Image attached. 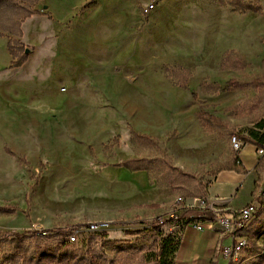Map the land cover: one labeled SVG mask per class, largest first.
Returning a JSON list of instances; mask_svg holds the SVG:
<instances>
[{
  "label": "rangeland",
  "instance_id": "374dc122",
  "mask_svg": "<svg viewBox=\"0 0 264 264\" xmlns=\"http://www.w3.org/2000/svg\"><path fill=\"white\" fill-rule=\"evenodd\" d=\"M45 1L46 10L36 6L41 15L22 22L30 53L22 66L9 67L0 35V235L17 232L31 242L43 229L76 231L66 252L83 253L96 233L80 226L104 223L99 244L114 264L159 247L170 250L171 264L179 223L150 222L177 198L191 206L204 196L238 153L232 136L264 116V0H245L260 13L217 0H157L150 12L143 11L150 0ZM230 50L244 58L243 69L219 68ZM177 67L188 72L186 89L169 75ZM230 78L240 86L211 88ZM200 113L220 123L205 128ZM239 152L247 162L248 146ZM255 171L263 180L264 155ZM250 177L234 187L231 205L245 200ZM252 223L248 233L264 229V200ZM195 239L186 233V242ZM182 250L178 261L189 264L193 248ZM196 250L198 264H208ZM7 252L0 250V264Z\"/></svg>",
  "mask_w": 264,
  "mask_h": 264
},
{
  "label": "trees",
  "instance_id": "16d2710c",
  "mask_svg": "<svg viewBox=\"0 0 264 264\" xmlns=\"http://www.w3.org/2000/svg\"><path fill=\"white\" fill-rule=\"evenodd\" d=\"M42 0H0V35L7 38L6 50L11 58L10 68H18L28 58L29 48L23 43L22 22L33 15L41 14L36 7ZM222 6H229L238 12L260 13L259 5L251 4L245 0H217ZM50 17L49 12H44ZM246 66V61L235 51H227L220 60L221 70H240ZM178 86L187 88L188 72L177 67L170 71ZM240 86L237 79H228L224 86L212 84L215 90L224 92ZM203 127L211 129V125L219 124L214 116L208 114H198ZM144 137V135H143ZM237 138L242 143H249L260 147L264 145V116L257 120L247 134H237ZM7 153H9L6 150ZM225 169H235L241 171V164L237 157L227 164ZM151 206V205H150ZM151 207H155L154 205ZM0 211H4L0 207ZM162 218V217H160ZM172 223V222H169ZM253 224V223H252ZM249 226V230L252 226ZM87 225H81L85 228ZM159 226V225H158ZM73 231L66 232L62 228H50L33 232V241L29 242L28 236L17 232L0 235V250L9 251L5 255L4 264H114L113 260L102 251L99 241L105 236L104 231L95 232V236L88 238L86 251L83 253L66 252L72 243L68 242V235ZM55 236V237H54ZM55 238V242L51 239ZM30 247V253H29ZM7 248V249H5ZM253 253V252H252ZM170 250L166 247H159L153 256L140 252L139 257L132 264H170ZM3 264V263H2ZM123 264V263H122ZM171 264H177L173 258ZM260 264V263H259Z\"/></svg>",
  "mask_w": 264,
  "mask_h": 264
},
{
  "label": "crops",
  "instance_id": "0c3cea01",
  "mask_svg": "<svg viewBox=\"0 0 264 264\" xmlns=\"http://www.w3.org/2000/svg\"><path fill=\"white\" fill-rule=\"evenodd\" d=\"M44 2H47L45 0H42L38 5H42L43 9L46 10L47 6L44 5ZM80 4H82V2H80ZM45 6V7H44ZM79 8V4H76L75 6H72L70 9V13L71 12H76L77 9ZM47 12V11H45ZM49 12V11H48ZM42 14V13H41ZM41 14H38L41 15ZM50 14V13H49ZM36 16V15H33ZM32 16V17H33ZM48 17V16H47ZM51 17V15H50ZM24 40L26 43L28 41H26V39L23 36V30H22V38L21 40ZM29 44V43H27ZM30 57V53L28 54V58ZM248 146V152L249 155L247 156V162L243 161L241 156H240V152L238 151L237 155L235 157H237V159L239 160L240 164H241V171H237L235 169H223L218 171L214 177L212 178V180L210 181V183L208 184V186H206L205 189V195L202 197L208 198L209 200H219V201H223L225 203H223V206L218 209L215 212H210L207 210H199V209H193L192 210V215L199 217L200 215V222L202 223L203 226V231L201 232H197L195 230H193L190 226L186 225V224H182L179 223L177 224L175 227L179 228L181 230V234H182V238H181V245L178 248V251L175 254V260L177 264H186L185 261H183V257H181V259L178 261V254L180 252V250L182 249V245L184 244V249L186 250L187 247L188 248H193V254L191 256V261L189 264H198L199 260L201 259L196 250V248L198 247V249L202 248V252H203V259H207L208 264H214L215 263V258H217V247L220 244H226L229 243L230 240L227 237L226 234H224V232H222L220 225L216 222V220L214 219V216H222L224 218H228L227 215L230 213L231 214V218L233 217V213L237 210H239L241 207H243L246 203L250 202L252 200V198L254 197V195L257 193V190L261 187L264 188V179L259 181L258 176L256 174L255 168L256 165L258 164V159L259 157L256 156V146L249 144V143H242V146ZM241 146V147H242ZM241 149V148H240ZM235 175L236 177L233 179H228L226 176L227 175ZM247 174H249L250 177V182L248 183V190H247V196L245 198V200L242 203H239L238 205L234 206L231 205V201L232 199V195L231 192H233L232 190L234 189V187L238 184V182L241 181V178L243 177L244 180H242L239 183V187L243 184L244 181H246V176ZM240 180V181H239ZM213 185H218V187L220 188L221 191L219 190H215L214 193H210L209 192V188H211ZM216 189V188H215ZM239 188H237L235 191H237ZM148 209L142 211L140 214L141 215H146L148 214ZM230 219V218H228ZM252 223V222H251ZM251 223L249 224V226L251 225ZM249 226H247V229L249 228ZM262 225L258 226V229L261 228ZM254 232L257 231L254 228L252 229ZM190 231L191 233H194L196 235V239L195 240H191L190 242H186L185 241V235L186 233ZM248 230H246V235H251L253 233H248ZM196 241V242H195ZM195 242V244L193 243ZM214 242V245H213ZM186 243V244H185ZM192 245L195 247H192ZM185 250H182V252H184ZM181 252V254H182ZM183 256V255H182ZM254 255L246 258L245 260H243V262L240 260L239 264H245L247 263L249 260H252V263L254 262ZM251 264V263H248ZM255 264V263H253Z\"/></svg>",
  "mask_w": 264,
  "mask_h": 264
},
{
  "label": "built area",
  "instance_id": "2783aa9c",
  "mask_svg": "<svg viewBox=\"0 0 264 264\" xmlns=\"http://www.w3.org/2000/svg\"><path fill=\"white\" fill-rule=\"evenodd\" d=\"M157 0H150L146 6L143 8L144 12H150ZM232 149L239 151L242 142L235 136L231 138ZM256 154L259 157L264 155V145L256 147ZM264 200V188H259L257 193L254 195L252 200L246 203L243 207L233 213V217L228 219L222 216H214L216 222L220 225L222 232L227 235L230 242L226 244H220L217 249V258H215L214 264H233V262L240 261L242 255L246 252L260 251L264 249V241H258V246H251L247 242L246 230L250 222H253V213L258 210L260 202ZM195 202L193 205L189 206L185 204V201L182 198H177L174 201V207H171L166 211L164 218H153L155 225H165L169 222L182 223L190 226L193 230L197 232L203 231L202 223L200 218L192 215L193 209L207 210L210 212H215L223 206V201L219 200H209L205 197L194 198ZM220 207V208H219ZM84 231L95 233L99 231H104V223H93L90 222L86 224ZM69 243H74L77 239V232L73 231L67 237ZM264 264V260L260 262Z\"/></svg>",
  "mask_w": 264,
  "mask_h": 264
},
{
  "label": "bare ground",
  "instance_id": "6f19581e",
  "mask_svg": "<svg viewBox=\"0 0 264 264\" xmlns=\"http://www.w3.org/2000/svg\"><path fill=\"white\" fill-rule=\"evenodd\" d=\"M256 212L257 211H255V213H253V220H254ZM246 238H247V242L249 245L258 246V241H264V229L259 231V232H254L251 235H246ZM252 252H255L254 256L259 257V263L264 260V249H260V251H252ZM246 253H248V252H246ZM238 263H239V261L233 262V264H238Z\"/></svg>",
  "mask_w": 264,
  "mask_h": 264
}]
</instances>
